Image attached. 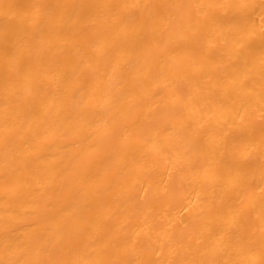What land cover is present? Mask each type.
I'll return each instance as SVG.
<instances>
[{
	"label": "bare ground",
	"instance_id": "1",
	"mask_svg": "<svg viewBox=\"0 0 264 264\" xmlns=\"http://www.w3.org/2000/svg\"><path fill=\"white\" fill-rule=\"evenodd\" d=\"M0 264H264V0H0Z\"/></svg>",
	"mask_w": 264,
	"mask_h": 264
}]
</instances>
